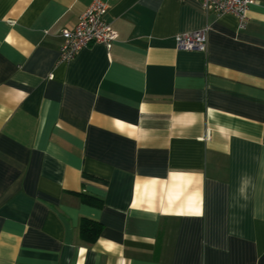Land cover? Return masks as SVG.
Wrapping results in <instances>:
<instances>
[{"label":"crops","instance_id":"0c3cea01","mask_svg":"<svg viewBox=\"0 0 264 264\" xmlns=\"http://www.w3.org/2000/svg\"><path fill=\"white\" fill-rule=\"evenodd\" d=\"M93 1L0 0V264H264V0H99L115 42L59 62Z\"/></svg>","mask_w":264,"mask_h":264},{"label":"built area","instance_id":"2783aa9c","mask_svg":"<svg viewBox=\"0 0 264 264\" xmlns=\"http://www.w3.org/2000/svg\"><path fill=\"white\" fill-rule=\"evenodd\" d=\"M255 0H200L205 12L217 16L233 15L243 27L246 21L248 6ZM107 5L99 0H94L80 14L76 24L60 33L62 43L59 48V62H69L83 49L101 44L110 48L117 38L116 32L106 22L105 14ZM175 48L178 51L205 52L207 47V27L180 34L174 38Z\"/></svg>","mask_w":264,"mask_h":264},{"label":"trees","instance_id":"16d2710c","mask_svg":"<svg viewBox=\"0 0 264 264\" xmlns=\"http://www.w3.org/2000/svg\"><path fill=\"white\" fill-rule=\"evenodd\" d=\"M82 198L86 200L85 197ZM92 204L95 206H100L101 201L97 199H92ZM79 230L81 239L91 243L97 239L101 231V225L94 221L82 220Z\"/></svg>","mask_w":264,"mask_h":264},{"label":"snow or ice","instance_id":"6c2138e0","mask_svg":"<svg viewBox=\"0 0 264 264\" xmlns=\"http://www.w3.org/2000/svg\"><path fill=\"white\" fill-rule=\"evenodd\" d=\"M197 214H199V210L197 209Z\"/></svg>","mask_w":264,"mask_h":264}]
</instances>
